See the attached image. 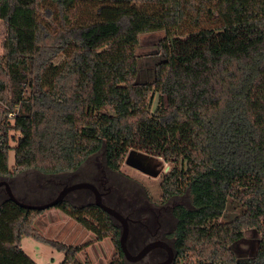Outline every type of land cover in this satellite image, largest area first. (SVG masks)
<instances>
[{
  "label": "trees",
  "instance_id": "obj_1",
  "mask_svg": "<svg viewBox=\"0 0 264 264\" xmlns=\"http://www.w3.org/2000/svg\"><path fill=\"white\" fill-rule=\"evenodd\" d=\"M0 20V103L13 121L0 135V178L20 202L52 200L101 152L120 173L131 150L143 151L174 164L164 199L190 195L191 207L173 212L178 261L264 264V0H0ZM156 31L165 32V59L152 83L138 84L140 35ZM8 130L20 133L16 147ZM28 171L65 184L42 183L30 199L12 181ZM87 198L55 208L96 241L110 238L118 257L110 264H126L120 228ZM233 205L239 213L229 217ZM41 212L3 197L0 264H36L22 249L25 237L64 253L61 264H83L86 245L34 228L30 216ZM250 228L261 234L259 250L240 261L233 245Z\"/></svg>",
  "mask_w": 264,
  "mask_h": 264
},
{
  "label": "rangeland",
  "instance_id": "obj_2",
  "mask_svg": "<svg viewBox=\"0 0 264 264\" xmlns=\"http://www.w3.org/2000/svg\"><path fill=\"white\" fill-rule=\"evenodd\" d=\"M6 37L7 25L3 20H0V54H3L2 44ZM164 38V31H156L140 35L139 45L136 50L138 58V75L136 77V83L146 84L152 83L155 80L156 66L165 59V56L161 51V42ZM62 60L63 58H60L56 61V64L58 65ZM157 103L158 96L156 95L152 102V111L156 109ZM7 109L8 106L5 103H0V135H4L5 127L13 124V121L10 120L12 118H7ZM19 137L20 133L15 130H8V141L11 147H16ZM131 151L133 152V156H130ZM131 151L121 165L120 173L124 178L136 181L146 187L150 196L155 201H160L162 196L161 183L164 177L173 170L174 164L165 161L162 157L153 156L143 151ZM14 164L15 151L10 150V168H13ZM101 166H105L103 152L93 156L89 162L82 167L81 172L84 175L88 170L90 171L93 168L98 169ZM182 166V164L181 166L179 165V168H182ZM0 180L5 179L0 178ZM61 180H65L63 179V176L45 177L37 172L28 171L19 174L12 181L15 182L16 186L17 183H20V185L16 187L18 194L23 195L26 192L31 199L34 198L31 196L33 193L32 189H34L35 195L40 196L39 194L43 190H38L41 188L40 186L42 183L53 185L56 183H51V181L59 183ZM120 180L123 181L122 178H120ZM125 185L126 184L123 186ZM53 189V186H49L47 191L50 192L51 190L53 191ZM60 189L62 190V188ZM58 191L60 190L58 189ZM1 196L8 197L6 190H4L3 187L0 188V203L3 200V197L1 198ZM70 197L72 198L73 196ZM70 197H67V199H71ZM182 197L183 199H188L187 205L191 207L189 193L184 194ZM62 213V211L53 207L42 211L40 214L34 213L30 217H34V228L45 238L73 246L86 245V248L78 255V260L83 264H110L112 260L118 258L117 248L110 238H106L101 242L96 241L93 233L82 228L74 220L65 218L64 215L66 214L63 215ZM227 213L229 217H234L239 213V209L235 208V205H233ZM221 222L224 223L225 221L221 220ZM116 225L121 230V223L117 222ZM260 239L261 234L257 229L250 228L245 230L243 238L233 245V252L236 258L240 261H244L255 257L259 250ZM21 245L22 249L36 262V264H61L65 259L64 253H61L51 246L33 238H23ZM190 259H193L194 262L196 257H191ZM176 262V264H186L184 261L176 260Z\"/></svg>",
  "mask_w": 264,
  "mask_h": 264
},
{
  "label": "flooded vegetation",
  "instance_id": "obj_3",
  "mask_svg": "<svg viewBox=\"0 0 264 264\" xmlns=\"http://www.w3.org/2000/svg\"><path fill=\"white\" fill-rule=\"evenodd\" d=\"M81 170L77 175H73L74 177L67 179L68 184L63 180L59 182L65 184L62 190L77 184L78 182H73L76 177L79 182L95 185L102 194L103 203L115 209L126 221L129 227L127 248L132 257H138L146 248L155 245L138 261H126V264H176L178 251L175 233L178 221L173 212L178 206L189 208L188 199L182 197L184 195H177L168 200L162 195L160 201H155L146 187L124 178L121 173L108 170L106 166L88 170L84 175ZM51 183L58 184L55 181ZM124 184L126 185L123 186ZM80 194L88 196L90 204L95 203V194L89 189L76 190L68 197H78ZM114 222L116 224L119 221Z\"/></svg>",
  "mask_w": 264,
  "mask_h": 264
},
{
  "label": "water",
  "instance_id": "obj_4",
  "mask_svg": "<svg viewBox=\"0 0 264 264\" xmlns=\"http://www.w3.org/2000/svg\"><path fill=\"white\" fill-rule=\"evenodd\" d=\"M2 187L6 190L8 198L10 200L14 201L16 204H18L20 207H22L26 210H33V211H44V210L53 208V207L57 206L59 203L65 201L67 199L68 195L71 192H74L76 190H81V189L92 190L94 192L95 198H96L94 204L96 206H98L99 208H101L104 212H106L113 220L119 221L122 224L119 242H120V247H121V250L123 252L125 261H138L139 259H141L144 256V254H146V252H148V250H150L151 248H153L155 246V245H152V246L146 248V250L144 252H142L136 258L132 257V255L130 254V252L127 248V241H128V236H129V227H128L126 221L123 219V217L115 209L108 207L107 205H105L103 203L102 194L99 192L97 187L95 185H93L92 183L80 182V183L74 184L72 186L65 187L58 194V196H56L52 200H50L46 203H43V204H27V203L20 202L15 197L8 181H6V180H0V188H2Z\"/></svg>",
  "mask_w": 264,
  "mask_h": 264
},
{
  "label": "crops",
  "instance_id": "obj_5",
  "mask_svg": "<svg viewBox=\"0 0 264 264\" xmlns=\"http://www.w3.org/2000/svg\"><path fill=\"white\" fill-rule=\"evenodd\" d=\"M135 152V151H134ZM130 156H133V152L131 151L130 152ZM63 215H64V213H62ZM65 216V218H69L68 216H66V215H64Z\"/></svg>",
  "mask_w": 264,
  "mask_h": 264
}]
</instances>
